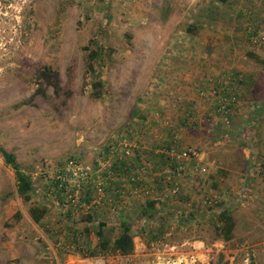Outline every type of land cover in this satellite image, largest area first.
I'll use <instances>...</instances> for the list:
<instances>
[{
    "label": "rangeland",
    "instance_id": "obj_1",
    "mask_svg": "<svg viewBox=\"0 0 264 264\" xmlns=\"http://www.w3.org/2000/svg\"><path fill=\"white\" fill-rule=\"evenodd\" d=\"M166 21L188 27L194 42L172 39ZM263 41L264 0H0V264H264V111L252 113L257 101L242 107L237 87L241 74L264 87ZM171 61L181 74L201 62L219 69L212 77L239 95L240 118L208 121L207 142L190 146L204 152L207 167L187 175L191 192L120 207L110 186L122 161L110 155L115 173L101 171L104 197L91 204L98 159L122 137L140 136L151 92L159 90L158 103L170 96L162 76ZM1 148L32 177L29 200ZM70 159L91 168L92 178L74 180ZM61 172L70 192L78 190L76 205H62ZM33 205L47 208L39 223ZM223 209L235 220L229 240L219 236ZM122 220L132 226L133 252L90 255L100 224L114 236Z\"/></svg>",
    "mask_w": 264,
    "mask_h": 264
},
{
    "label": "crops",
    "instance_id": "obj_2",
    "mask_svg": "<svg viewBox=\"0 0 264 264\" xmlns=\"http://www.w3.org/2000/svg\"><path fill=\"white\" fill-rule=\"evenodd\" d=\"M262 6L258 9H261ZM162 26V30L172 33V39L180 36L186 38L189 35L185 42L190 40V45L195 40V38H192V36L195 37L194 32L188 27L185 30L176 29L174 25L167 21ZM180 32H183L182 35L178 34ZM190 60L191 62L194 61L193 58H190ZM171 65L167 64L165 77L162 76L167 81L170 96L165 98L166 103L163 104L161 101V104L157 100V97L160 98V95H158L159 90L151 92L155 97V101H151L152 103H148L146 106L143 104L149 108L151 119L147 122V119L140 118L141 126L136 129L140 136H136L137 145L134 148L133 156L129 157V160L126 159L121 162L118 168L120 172L119 183H112L110 186L120 198H123L120 207H126V203L129 205L131 198L142 203L140 201H144L145 195L149 198H154L156 193L159 195L163 193L165 198L173 196L175 194L170 192L169 187L174 182L179 184V189L184 190L186 188L187 190L188 187H191L192 179L189 180L187 175L191 173L196 175L204 171L202 170L204 152H200L197 159L182 160L187 164V168L182 175H176L173 169L180 159L172 158L168 153L161 152L159 149L175 144L178 149L183 150L190 146L204 144V142H207L208 136L211 135L207 133L208 121L222 123V121L219 122L214 119L215 102L210 99V96L201 94V90H207L206 87H209L210 78L219 74V69L214 66L208 68L201 62L203 66L197 64L187 65L183 69H189V71L183 70L184 72L181 74L176 69L178 64L175 65L174 61H171ZM240 76L242 78L238 76L237 84L239 86L237 87L244 96V98H241L240 105L244 107L249 101L251 103L257 101V104L253 103L254 105H252V113L258 114L261 110L264 111V87H258L261 78L251 76L254 79L249 81L250 76L248 74H241ZM257 79L258 82H256ZM260 85L263 86L264 83ZM155 102L156 105H154ZM261 102L262 104H260ZM139 106L143 107L142 105ZM238 112L237 106L235 114ZM236 118L238 120L240 117L238 115L234 116L233 113L231 119ZM216 155L218 156L220 153ZM140 166H145L144 171L140 172ZM234 171L236 172V170ZM132 175H138L141 181L137 183L129 182ZM111 180H108V183H111ZM138 187L140 192L136 193L135 190ZM187 191L191 192V190ZM149 201L153 202V200Z\"/></svg>",
    "mask_w": 264,
    "mask_h": 264
},
{
    "label": "built area",
    "instance_id": "obj_3",
    "mask_svg": "<svg viewBox=\"0 0 264 264\" xmlns=\"http://www.w3.org/2000/svg\"><path fill=\"white\" fill-rule=\"evenodd\" d=\"M255 37H252V42H257ZM264 42V41H263ZM231 77V76H230ZM215 80V81H213ZM223 81L226 80H218L216 82V79L211 77L210 78V85L208 89L201 90L202 95H207L208 93L215 98V120L216 121H222V123L229 124L231 121L232 114L235 113L236 108L238 104L240 103L239 95L235 93L232 90V87L228 84H224ZM215 82V83H214ZM119 147H118V146ZM137 142L136 140H130L128 136H124L121 139H119V142H114L111 144L109 148V155L102 156V159H98V169L95 172L96 175L94 176L93 180L95 181V193L96 197L91 199V204H97L101 202V198L104 197V191H105V180L107 177L102 176V170L108 169L109 175H114V171L111 169L112 162L109 160L110 155H117L121 161H124L131 157L133 154V149L136 147ZM159 151L168 153V155L172 158L180 159V161L177 162L176 166L174 167L173 171L176 175H182L184 171L187 168V164L184 163L182 160H191V159H197L200 151H198L194 147H188L183 150H180L176 147L175 144H172L169 147H163L160 148ZM145 166H140L141 169L140 172L144 171ZM67 169L69 170V174L75 176V179H85V178H92V172L90 171L91 168H85L82 164L76 162L73 159L68 160L67 163ZM204 169V168H203ZM264 171V168H263ZM139 172V170H138ZM131 180L133 182H140V178L138 175H132ZM57 188L60 189L64 193V199L62 201V205L64 207H70L71 205H76L79 203L80 197L78 195V190L75 191V193H71L68 185H66V177L64 173H59L57 175ZM77 187L79 188V183L77 184ZM139 187L136 188L135 192L139 193ZM169 190L172 194H176L179 190V184L177 182H174L170 185Z\"/></svg>",
    "mask_w": 264,
    "mask_h": 264
},
{
    "label": "trees",
    "instance_id": "obj_4",
    "mask_svg": "<svg viewBox=\"0 0 264 264\" xmlns=\"http://www.w3.org/2000/svg\"><path fill=\"white\" fill-rule=\"evenodd\" d=\"M225 2L227 0H219ZM2 155L6 163L10 164L14 170L16 177V189L19 195L24 200L30 199V193L34 189L33 180L29 173L22 169L17 161L16 155L13 152L1 148ZM153 202L150 204L153 205ZM47 211L46 206L33 205L29 208L30 215L32 219L39 223ZM220 226H219V236L224 240H229L233 237L235 220L228 209H223L220 213ZM106 223L102 222L97 230L98 235V251H93L90 255H95L99 251L111 250L118 252L122 255H127L134 250V234L132 232V226L126 220H122L119 232L114 234V236H109L105 231ZM250 264H255L251 261Z\"/></svg>",
    "mask_w": 264,
    "mask_h": 264
}]
</instances>
